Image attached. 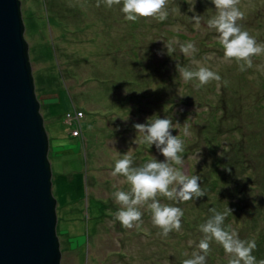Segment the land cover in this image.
Masks as SVG:
<instances>
[{
  "label": "rangeland",
  "instance_id": "374dc122",
  "mask_svg": "<svg viewBox=\"0 0 264 264\" xmlns=\"http://www.w3.org/2000/svg\"><path fill=\"white\" fill-rule=\"evenodd\" d=\"M121 7L108 8L104 0H20L35 95L49 139L60 264H183L199 251L204 236L200 225L212 217L210 209L223 213L227 207L231 212L223 227L230 226L242 240H255L252 254L257 262L264 260V54L252 57L253 67L243 72L235 60L223 59L218 33L207 26L217 14L211 0H195V13L188 10L186 0H168L169 15L162 22L155 18L128 21ZM238 7L245 16L237 24L264 44V0H240ZM194 14L201 16L199 29L191 19ZM150 38L151 42L146 41ZM173 41L175 50L169 54L165 44ZM187 42L198 50L192 56L180 51V45ZM177 58L188 59L189 70L204 66L217 72L223 79L219 89L199 95L196 82L190 81L182 93L173 89ZM213 86L214 81L206 84ZM181 94L192 95L196 102L218 94L219 100L210 101L215 105L186 108L174 105L176 95ZM75 107L83 110L81 139L70 136L72 127L62 121L65 112ZM183 110L196 115L185 116L180 113ZM188 117L192 131L187 128L185 134L176 127L193 160L191 168H197L198 174L208 170L210 161L216 164L222 157L226 162L224 151L232 146L236 153L244 152L248 166L241 171L242 190L252 196L244 199L242 191H236L239 187L218 172L213 178L219 180L220 194L207 192V197L194 203L171 204L183 211L179 232L162 236L152 220L143 218L146 206L140 209L139 227L121 230V224L108 214L112 194L129 190L122 176L111 175L116 160L131 153L134 167L152 158L163 161L154 145L147 148L139 142L134 124L147 123L149 118H169L174 123V119ZM216 128L220 132L211 141L218 144L209 140ZM56 142L70 147L66 150L70 153L53 155L56 148L51 143ZM223 161L219 166L227 167ZM184 163L183 170L189 174L190 163ZM62 199L68 208H78L61 207L58 200ZM200 201L202 205H196ZM210 249L206 264H228L229 256L221 245L212 241Z\"/></svg>",
  "mask_w": 264,
  "mask_h": 264
},
{
  "label": "clouds",
  "instance_id": "9594fccd",
  "mask_svg": "<svg viewBox=\"0 0 264 264\" xmlns=\"http://www.w3.org/2000/svg\"><path fill=\"white\" fill-rule=\"evenodd\" d=\"M186 2L189 6L188 10L195 13V0H186ZM211 2L217 14L207 21V26L218 33L217 39L223 49V59L235 60L241 72L252 68V57L264 54V44H258L254 37L237 24V21L244 19L245 16L238 7L240 0H211ZM104 3L108 8L122 4L121 11L125 19L133 22L140 18H155L162 22L169 15L165 10L168 0H104ZM175 11L179 12L177 6ZM191 19L194 21V26L199 29L201 16L194 14ZM174 43L173 41L165 44L169 54L175 50ZM180 51L186 56H192L198 50L192 42H187L180 45ZM193 63L199 64L195 60ZM177 70L185 83L198 81L194 84L196 88L210 81L221 80L217 72L204 66H198L194 71L187 68ZM134 127L139 134V142L147 148L154 145L163 155L164 160L158 161L152 158L138 167L133 166L131 153L116 160L111 175L122 176L124 182L129 185V190H117L112 194L115 203L120 205L113 219L127 229L139 227L142 223L140 209L146 206L153 224L161 229L162 236L167 237L172 231H180L183 211L180 207L161 203L157 197H165L168 201L179 204L205 196L206 189L201 188L198 175H189L183 170L185 163L181 153L184 151V142L177 135H172L170 129L176 127L171 119L149 118L147 123H136ZM187 132L185 126V134ZM225 170L230 171L227 168ZM210 211L213 212L212 217L200 225L199 230L204 236L198 243L199 251L193 252L192 258L185 259L183 264H206L212 241L223 247L224 252L229 256L228 264H264V260L257 262L252 254L257 246L255 240H242L230 226L227 229L223 227L228 212H231L228 207L223 213L217 212L214 208Z\"/></svg>",
  "mask_w": 264,
  "mask_h": 264
},
{
  "label": "water",
  "instance_id": "95a60500",
  "mask_svg": "<svg viewBox=\"0 0 264 264\" xmlns=\"http://www.w3.org/2000/svg\"><path fill=\"white\" fill-rule=\"evenodd\" d=\"M20 0H0V264H60L49 139Z\"/></svg>",
  "mask_w": 264,
  "mask_h": 264
},
{
  "label": "trees",
  "instance_id": "16d2710c",
  "mask_svg": "<svg viewBox=\"0 0 264 264\" xmlns=\"http://www.w3.org/2000/svg\"><path fill=\"white\" fill-rule=\"evenodd\" d=\"M146 41L151 42L152 39L151 38L150 39H146ZM149 45H152V44H149ZM165 60H166V57L164 58V62H165ZM186 61H188V59H186V58L185 59H178V58L176 59V65H175L176 68H175V71H174V74H173V80H172V86H171L173 89H176V90L180 89L181 93H182V91H185L183 88L187 87L188 83H185L183 81V79L180 76L179 71L177 69H179V68H187L189 64H192L191 62L185 63ZM166 71H168V67L165 68L164 72H166ZM190 82L198 83V81H195V80L190 81ZM222 82H223V79L221 78V80L219 82L214 81V86L212 88L206 87V85L200 87V89L198 88L199 95H200L201 91L219 89L220 84ZM211 100L218 101L219 100V95L215 94V95L212 96V98L210 96H205L204 98L200 97V101L196 102L192 95L181 94L180 97H178L176 95V99L174 100V102H175L174 105H184L186 108H188V107L193 108V107H196V106H198L199 108H202L204 106L215 105V104H211L210 103ZM165 102L166 101H163V103H165ZM196 103H199V104H196ZM74 109L75 110H80L81 112L83 111V110L75 107V108H73V110L66 111L65 114L69 113V112L70 113L74 112L75 111ZM180 113H182L185 116H188L190 113H193L194 115H196L195 112H191V111L190 112H185V110H183ZM180 113H178V115H180ZM65 114L62 117V121L64 119ZM173 124L175 125V127L178 126V127L182 128L183 130H185V126H187V128H189L190 130L193 127L192 119L189 118V117L186 118V119L185 118L181 119V120L174 119V123ZM170 131H171L172 135H173L174 131H178V134H176V135L178 136V138L184 140L183 137H182V134L180 133V131H179V129L177 127L176 128H172ZM219 132H220V129L216 128V129L213 130V134L209 138L210 142H213L211 140H214L216 138V134H218ZM194 134L197 136L196 133H194ZM213 143H217V142H213ZM145 150H146V148H145ZM146 151L149 152L148 150H146ZM193 151L194 150H191L190 153H193ZM224 152H225V156H226V159H227L226 162L223 161L222 157L219 158V160H218V162L216 164H213L210 161L208 170H206V169L199 170L198 174L196 173L197 168H195V167L191 168L193 160H192V158L190 159L188 157V151L185 150V147H184V151H183V153H181V155H182V157L184 159V162L188 160V162L190 163L189 175H198L200 177V181H199L200 182V186H201L202 189H206V195L203 196V197H207V192L211 193V194H215L217 192H219V194L221 193V185L218 184L219 180L217 178H213V177H217V176H214L216 173L222 172L224 174V177L227 179V181L229 183H235V185L237 187H239V189H236V191H242V197L244 199H246V200L249 199L252 195L247 193L246 191L242 190V182H243L244 178H240V177H243L241 175V171L242 170L246 171V167L248 166V162L246 163L245 160H244L245 159L244 152L239 151V153H236L234 151V148H232V146H230ZM161 158L164 160V157H161ZM221 161H223L224 164L227 167H225V166H221L220 167L219 166V162H221ZM200 164L197 167H199ZM234 165H241V166L238 169H234ZM226 168L230 169V171H226L225 170ZM245 175H250V174L247 173ZM261 176L264 177V173H262ZM217 189H218V191H217ZM200 198H196L194 200H189V201H186V202H183V203H180V204L194 203L195 201L199 200ZM157 199L163 204H176L173 201H168L167 198H165V197H157ZM202 203H203V201H200V202H197L196 205L201 206ZM209 205L210 204H208L206 207H208ZM108 206L112 207L111 211H109L108 214L112 215V218H113L114 217V213L119 210V207L115 203L114 200H108ZM104 209H105V211H107V207L106 206H104ZM100 214H102V212ZM143 218L148 219L150 221L152 220L149 210H146L145 215L143 216ZM115 222L118 223V225H119V221H115ZM185 222L187 223V226H188L189 225L188 224L189 221L187 220ZM120 228H121V230H125L124 227L120 226Z\"/></svg>",
  "mask_w": 264,
  "mask_h": 264
},
{
  "label": "built area",
  "instance_id": "2783aa9c",
  "mask_svg": "<svg viewBox=\"0 0 264 264\" xmlns=\"http://www.w3.org/2000/svg\"><path fill=\"white\" fill-rule=\"evenodd\" d=\"M83 117V113L80 110H75L72 113H67L64 116V122L70 127H72V129L70 130V134L71 136H75V137H82V132H80V126L78 127L77 125L80 124V120Z\"/></svg>",
  "mask_w": 264,
  "mask_h": 264
},
{
  "label": "crops",
  "instance_id": "0c3cea01",
  "mask_svg": "<svg viewBox=\"0 0 264 264\" xmlns=\"http://www.w3.org/2000/svg\"><path fill=\"white\" fill-rule=\"evenodd\" d=\"M83 133V132H82ZM84 135V134H83ZM81 139V138H80ZM86 143V142H85ZM85 145V144H84ZM51 147L52 148H56V151H55V154H53V155H55L56 157H61L63 154H65V153H70L69 151H66V150H70V147H67V146H63L62 147V145H61V142H56V144H52L51 143ZM50 150V149H49ZM76 200V199H75ZM75 200H73V201H75ZM58 204H60V206L62 207V206H64V208L67 206V208L69 207V205H68V203L67 202H65L64 201V199H62V200H58ZM76 208H78V207H76ZM76 208H73V207H70V208H68V209H76ZM79 210H81V209H79Z\"/></svg>",
  "mask_w": 264,
  "mask_h": 264
},
{
  "label": "bare ground",
  "instance_id": "6f19581e",
  "mask_svg": "<svg viewBox=\"0 0 264 264\" xmlns=\"http://www.w3.org/2000/svg\"><path fill=\"white\" fill-rule=\"evenodd\" d=\"M54 176V175H53ZM52 179H53V177H52Z\"/></svg>",
  "mask_w": 264,
  "mask_h": 264
}]
</instances>
